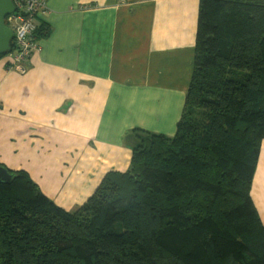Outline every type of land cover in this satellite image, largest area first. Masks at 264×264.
Listing matches in <instances>:
<instances>
[{"label":"trees","instance_id":"16d2710c","mask_svg":"<svg viewBox=\"0 0 264 264\" xmlns=\"http://www.w3.org/2000/svg\"><path fill=\"white\" fill-rule=\"evenodd\" d=\"M133 133L128 169L72 211L1 165L11 180L0 183V264H264L250 197L264 141V0H199L174 135Z\"/></svg>","mask_w":264,"mask_h":264},{"label":"crops","instance_id":"0c3cea01","mask_svg":"<svg viewBox=\"0 0 264 264\" xmlns=\"http://www.w3.org/2000/svg\"><path fill=\"white\" fill-rule=\"evenodd\" d=\"M48 34L0 60V165L65 210L128 169L135 129L171 137L192 73L199 0H45ZM251 200L264 225V141Z\"/></svg>","mask_w":264,"mask_h":264},{"label":"built area","instance_id":"2783aa9c","mask_svg":"<svg viewBox=\"0 0 264 264\" xmlns=\"http://www.w3.org/2000/svg\"><path fill=\"white\" fill-rule=\"evenodd\" d=\"M15 12L9 16L8 22L13 28V45L15 53L7 56V64L18 72H24L23 65L39 51V42L35 39L36 17L46 15L48 8L45 0H13Z\"/></svg>","mask_w":264,"mask_h":264},{"label":"water","instance_id":"95a60500","mask_svg":"<svg viewBox=\"0 0 264 264\" xmlns=\"http://www.w3.org/2000/svg\"><path fill=\"white\" fill-rule=\"evenodd\" d=\"M15 11L12 0H0V54L5 55L10 52L12 32L5 25V18ZM11 175L0 165V183H9Z\"/></svg>","mask_w":264,"mask_h":264},{"label":"rangeland","instance_id":"374dc122","mask_svg":"<svg viewBox=\"0 0 264 264\" xmlns=\"http://www.w3.org/2000/svg\"><path fill=\"white\" fill-rule=\"evenodd\" d=\"M13 2V1H12ZM14 5V4H13ZM15 12V11H14ZM13 12V13H14ZM11 15V14H10ZM10 15H8L6 18H5V25H6V27H8L10 30L12 29L13 30V28H12V26L10 25V23L8 22V19H9V16ZM11 30V32H12V40H11V43H10V52L9 53H7V54H5L6 55V57L8 56L9 57V55H13L14 53H15V46L12 44L13 43V31Z\"/></svg>","mask_w":264,"mask_h":264}]
</instances>
